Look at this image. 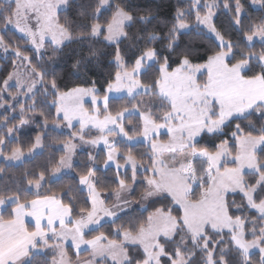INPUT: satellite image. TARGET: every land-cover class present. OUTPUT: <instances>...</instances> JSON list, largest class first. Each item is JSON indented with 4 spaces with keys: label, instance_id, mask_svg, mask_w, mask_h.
<instances>
[{
    "label": "snow or ice",
    "instance_id": "snow-or-ice-1",
    "mask_svg": "<svg viewBox=\"0 0 264 264\" xmlns=\"http://www.w3.org/2000/svg\"><path fill=\"white\" fill-rule=\"evenodd\" d=\"M69 3L0 0V32L14 30L26 46L0 35V51L5 58L11 54L14 68L25 65L28 74L25 80L10 72L0 88L5 113L0 118V157L14 161L24 156L20 146L5 155V146L20 126L35 120L26 118L27 113L42 104V131H48L52 108V127L68 130L51 177L72 169L78 147L85 145H103V168L97 165L98 154L89 152L85 171L59 194L40 192L50 179L44 170L25 173L26 184L0 187V210L11 205L8 219L0 215V264H32L41 249L60 257L54 256L52 264H72L67 242L77 257L89 252L88 259L76 264H253V249L258 250V264H264V123L258 129L255 123L264 121V18L246 27L241 0H223L238 34L234 41L214 22L220 0H187L186 6L177 0L171 19L160 17L158 7L132 0H84L77 5V19L62 23L58 13ZM252 3L264 7V0ZM105 12L110 15L102 20ZM193 14L195 23H190ZM193 29L209 41L204 55H195L190 44L181 47V36ZM255 39L262 45L259 52L253 50ZM85 42L86 55L69 49L75 56L74 74L87 73L102 57H110L108 65L114 68L107 73L102 98L95 80L87 87L62 88L54 72L47 79L49 62L55 63L69 45ZM33 57L44 61L43 66H33ZM14 78L15 93L10 91ZM112 94L125 101L116 111L109 105ZM17 106L19 122L4 133L15 118L7 113H17ZM137 144L145 151L135 153ZM42 147L38 133L28 152ZM112 169L115 187L109 189L107 172ZM141 175L140 199L160 206L127 226L116 224L118 213L129 207L123 194L134 193ZM113 196L116 202L109 207L106 201ZM81 199L84 206L77 212ZM25 217L32 218L31 227ZM106 218L114 225L111 231L87 239L104 227Z\"/></svg>",
    "mask_w": 264,
    "mask_h": 264
},
{
    "label": "trees",
    "instance_id": "trees-1",
    "mask_svg": "<svg viewBox=\"0 0 264 264\" xmlns=\"http://www.w3.org/2000/svg\"><path fill=\"white\" fill-rule=\"evenodd\" d=\"M223 1V0H221ZM84 0H70L69 6L67 10H62L58 13V18L63 23L68 19L76 20L77 14H78V7L77 5L80 3H83ZM97 0H93V3H96ZM117 0H112V3L115 4ZM133 3L140 4L142 6H151V7H158L159 8V16L162 18L171 19L172 12L174 11L175 6L177 5V0H132ZM243 6H244V13H243V19H244V25L247 27L250 23L253 22H259L261 18H264V7H261L259 10L252 9L249 5V0H241ZM218 14L214 18V22L217 26V28L224 32L226 35L230 36L234 41L237 39V33L234 31V25L232 24V15L231 13L225 12L223 8L217 10ZM108 15H110V12H105L101 19L103 20ZM190 23H194V20L192 17L189 18ZM3 25H0V28H2ZM75 27V26H74ZM136 26H134L131 31H135ZM0 35H3L5 39L13 40L14 42H19L21 48H25L24 40L18 36L14 31H8V32H0ZM242 35V34H241ZM181 47H183L185 44H190L191 47L196 49L195 55H204L205 49L209 48V41L203 39L202 37H199L196 35V30L193 29L190 33L186 35L181 36ZM96 47H101V45L97 44ZM262 48L261 43H254V51L259 52ZM69 49H74L75 51L79 52L81 55H86L88 52V42H85L83 46H81L79 43H74L72 45H69L64 49V53L60 56V58L55 63H50L48 65V70L50 75L47 79H52L51 73H55L58 82L60 83L61 87L65 84H67L68 87L80 85V86H90L92 81L95 80L96 86L99 90V96L103 97L104 95V87H105V81L108 79L107 73L109 71H114V68H110L108 65V59L110 57H102L101 62L98 66H89L88 72L85 73L83 70L77 75L74 74V70L72 68V64L74 63L75 56L69 52ZM28 55H32L31 51L27 52ZM50 49L45 51L44 55V61H48V58L50 56ZM44 61H40L37 57H33L32 64L33 66H36L37 64H40L43 66ZM255 64V62H253ZM14 70V67L11 63V54H9L8 58H5V56L0 55V88L3 87V81L7 78L8 74ZM253 71H259V68L254 67ZM249 75L252 74V72L248 73ZM11 92L15 93V89L11 88ZM8 93H5V98L9 99L7 96ZM39 99L42 101L43 97H39ZM52 100V96H48V101L50 102ZM31 103V101H29ZM125 101L121 99H110L109 105L113 111H116L119 109L122 105H124ZM42 104H38L37 110L35 112H29L27 113L26 118L34 117L35 120L29 119V122L27 124H24L18 128V130L13 133L12 137L9 138V143L5 146V155L11 154V149L13 147L20 146L22 147L24 153L27 152L34 143L35 136L39 133L42 136V144L43 147L41 148V151L31 157L28 160L23 161L22 163L18 165H4L3 163H0V169L3 171L0 172V187H3L7 185L8 187H15V182L17 181H23L26 184L25 179V173H32L36 172L38 173L41 170H44L47 172L48 176L50 177L51 174V168L55 164L56 161L59 160L60 156L63 155V152L60 150L62 149V144L60 143L66 138V133L68 131L61 130L56 131L54 129L49 128L52 126V120L55 117V109L52 108L51 115L48 117V131L43 132L42 126H43V119L44 117L40 115V112L42 110ZM102 110V109H101ZM43 111L47 112L49 109L43 108ZM4 110L0 109V118L4 115ZM9 116H15L14 119H10L8 121L7 126L3 129L4 133L7 132V127L12 126L14 124H18L19 122V115H18V106H17V113L13 114L11 111L7 113ZM125 123H128L126 120ZM235 123V122H233ZM245 124L248 123V121L244 122ZM257 129L260 127L261 123H264V121L255 122ZM95 132V131H93ZM17 137L19 138V144H17ZM218 142V141H216ZM127 149H123L122 151H126ZM135 153H141L145 151V147L143 144H137L132 149ZM89 152H93L98 154L97 155V165L100 168H103V160L105 158V153L102 148H86L77 150L75 156L73 157V168L69 169V172L67 174H64L60 176L58 179L55 180H46L44 183L43 188H41L40 192L42 194L52 195V194H59L62 187L72 184L73 183V177H76L78 180V174L85 171L83 164L85 161H87ZM122 162V161H121ZM114 169L107 172L108 181L109 183V189L112 187H115V184H111L110 181L114 176ZM103 174V173H101ZM131 175V171L129 170V176ZM143 180V176L141 175L140 181L137 182L135 185V191L133 194L128 195V199L130 203L133 204V207L122 213L119 214L121 219L116 221V224L124 223L127 226V223L129 220L138 221L139 219L146 218L148 213L154 210V207H159V204L155 205H149V203L146 204L147 211H143L141 209H138L134 205L140 200V195L143 192V184L141 181ZM24 194L22 193V196ZM87 193H84V196L86 197ZM28 199L34 198L32 195L27 196ZM232 197H230L231 199ZM237 202H239V198L236 197ZM114 201V196L110 197L106 204L107 206H110ZM84 206L83 200H79L76 202V208L77 212L79 211V208ZM11 210V205H6L4 210L1 212L0 215H2L5 219H8V213ZM29 226V225H28ZM31 227V226H29ZM114 227L112 225L111 220L104 223V227L98 229V231L90 232L87 239H91L92 236L99 234L100 231L103 232H110L111 228ZM66 251L68 253V257L71 258L72 263L76 261L77 256L74 254L72 249L70 247L66 248ZM88 255L87 252H83L79 255V257H85ZM56 257V253L53 250H46L43 252L42 255L34 256L32 257V264H52L53 257ZM251 259L253 261V264H258L259 262V254L254 253L251 255Z\"/></svg>",
    "mask_w": 264,
    "mask_h": 264
},
{
    "label": "rangeland",
    "instance_id": "rangeland-1",
    "mask_svg": "<svg viewBox=\"0 0 264 264\" xmlns=\"http://www.w3.org/2000/svg\"><path fill=\"white\" fill-rule=\"evenodd\" d=\"M186 2H187V0H182V4H184L185 6H186ZM220 3H221V7H222V3H223V1H221L220 0ZM176 4H177V2H176ZM249 5H250V7L252 8V9H255V10H259L260 8H261V6L259 5V4H253L252 3V0H249ZM62 11V10H61ZM192 18H193V20H194V23H195V16H194V14L192 15ZM215 18V17H214ZM12 31H14V30H12ZM16 33V32H15ZM18 36H20V34L19 33H16ZM21 37V36H20ZM261 43L260 41H259V39H255L254 40V43ZM0 55L1 56H4V53L2 52V51H0ZM19 63V62H18ZM12 72H16V73H19V75L21 76V78L22 79H25V80H27L28 79V74L25 72V65H20L18 68H14V70L12 71ZM10 84H12L13 85V87L12 88H14L15 89V92H16V88L14 87V85H15V78L12 80V81H10ZM7 96H8V94H7ZM8 98L10 99V97L8 96ZM102 98V97H101ZM20 99H24V97H20ZM110 99H118V98H116V94H112V97H110ZM85 107H88V108H90L91 107V99L90 98H88V97H86L85 98ZM100 108L101 109H103V103L101 102V104H100ZM79 125L77 124V127H78ZM49 128H51V129H54V130H56V131H61V129H55V128H53L52 126H50ZM62 130H65V131H68L67 130V128H65V127H63L62 126ZM93 131H95V130H93ZM163 139H167V136L166 135H164L163 137H162ZM86 148H90L89 146H87V145H85V146H82V147H78V149L77 150H81V149H86ZM98 148H102L103 149V145L101 144L100 146H98ZM41 151V148H38V149H35V150H33V152L31 153V154H29V152L27 151V152H25L24 153V156L20 159V160H9V161H5L4 159H3V157H0V163H3L4 165H7V166H10V165H18V164H20V163H22L23 161H25V160H28V159H30L31 157H33L34 155H36L37 153H39ZM10 155V154H9ZM69 172V169H64V170H62V172L61 173H59V174H57L55 177H51V174H50V180H55V179H58L60 176H62V175H64V174H67ZM41 190V189H40ZM33 192H35V189H33ZM86 192V191H85ZM124 195V197L129 201V199H128V193H124L123 194ZM114 203L116 202L115 201V197H114V201H113ZM114 203H112V204H114ZM148 202L147 201H143V200H139L134 206L135 207H137L138 209H141L142 210V206H146V204H147ZM111 204V205H112ZM110 205V206H111ZM109 206V207H110ZM133 207V204L132 203H130V201H129V207L128 208H126V209H123L122 211H120L118 214H122V213H124V212H126V211H128V210H130L131 208ZM4 208H5V206H2V210H0V214H1V212L4 210ZM111 220V218H106V220H105V222H107V221H110ZM30 222H31V224H33L34 222L32 221V218L30 217V220H29ZM67 247H70L71 249H72V251L74 252V254L77 256V254H76V250L75 249H73L72 247H71V244H70V242H67L66 243V245H65V250H66V248ZM46 250H48V249H41V252L43 253L44 251H46ZM83 252H87V251H81V253H83ZM80 253V254H81ZM88 253V255H86L85 257H77L76 258V261L74 262V263H72V264H76V262H77V260L79 259V260H86V259H88L89 258V252H87ZM254 253H258V250H256V249H253V250H251V255L252 254H254ZM259 254V253H258ZM56 259L57 260H59L60 259V257L56 254Z\"/></svg>",
    "mask_w": 264,
    "mask_h": 264
},
{
    "label": "crops",
    "instance_id": "crops-1",
    "mask_svg": "<svg viewBox=\"0 0 264 264\" xmlns=\"http://www.w3.org/2000/svg\"><path fill=\"white\" fill-rule=\"evenodd\" d=\"M30 217H25V224L28 226H32L33 224H31V222L29 221Z\"/></svg>",
    "mask_w": 264,
    "mask_h": 264
}]
</instances>
